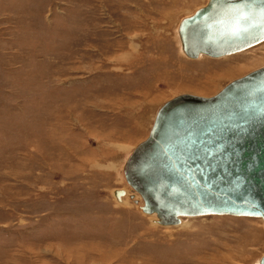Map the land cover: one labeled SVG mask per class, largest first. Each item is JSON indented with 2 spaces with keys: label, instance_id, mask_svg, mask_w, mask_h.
I'll use <instances>...</instances> for the list:
<instances>
[{
  "label": "rangeland",
  "instance_id": "1",
  "mask_svg": "<svg viewBox=\"0 0 264 264\" xmlns=\"http://www.w3.org/2000/svg\"><path fill=\"white\" fill-rule=\"evenodd\" d=\"M204 2L0 0V264H257L260 218L161 226L122 177L165 100L264 65V41L180 53L177 20Z\"/></svg>",
  "mask_w": 264,
  "mask_h": 264
},
{
  "label": "water",
  "instance_id": "2",
  "mask_svg": "<svg viewBox=\"0 0 264 264\" xmlns=\"http://www.w3.org/2000/svg\"><path fill=\"white\" fill-rule=\"evenodd\" d=\"M264 0H205L175 25L187 58H217L264 40ZM132 201L161 226L182 217H257L264 228V65L210 96L179 93L158 106L125 156ZM122 188L112 191L120 201ZM139 199V200H138ZM257 264H264V254Z\"/></svg>",
  "mask_w": 264,
  "mask_h": 264
},
{
  "label": "bare ground",
  "instance_id": "3",
  "mask_svg": "<svg viewBox=\"0 0 264 264\" xmlns=\"http://www.w3.org/2000/svg\"><path fill=\"white\" fill-rule=\"evenodd\" d=\"M264 41V40H263ZM263 41H261V42H263ZM260 42V43H261ZM260 43H258V44H256V45H254V46H251V47H248V48H246V49H244V50H241V51H238V52H235V53H232V54H228V55H225V56H221V57H217L216 59H220V58H223V57H227V56H230V55H234V54H237V53H240V52H244L245 50H248V49H250V48H252V47H255V46H257V45H259ZM203 56L204 55H200L198 58H195V59H191V58H187V59H190V60H199L200 58H203ZM206 57V56H205ZM208 58H210V57H208ZM212 59V58H211ZM214 59V58H213ZM132 192V191H131ZM124 196H127L128 195V193L126 192V190H125V193L123 194ZM130 195H132L133 196V198H138V195L135 193V192H132ZM129 195V196H130ZM123 196V197H124ZM132 199V198H131ZM121 203L123 202V199H122V196H121ZM142 214H144V213H142ZM145 215H148V216H153L154 217V215L153 214H145ZM226 216H229V215H226ZM155 218V217H154ZM180 224V223H179Z\"/></svg>",
  "mask_w": 264,
  "mask_h": 264
},
{
  "label": "snow or ice",
  "instance_id": "4",
  "mask_svg": "<svg viewBox=\"0 0 264 264\" xmlns=\"http://www.w3.org/2000/svg\"><path fill=\"white\" fill-rule=\"evenodd\" d=\"M261 14L264 15V9L261 10Z\"/></svg>",
  "mask_w": 264,
  "mask_h": 264
}]
</instances>
